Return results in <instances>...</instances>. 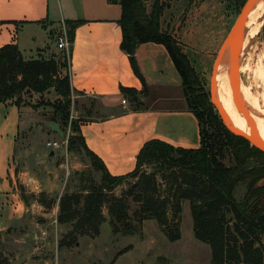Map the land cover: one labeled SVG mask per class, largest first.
Listing matches in <instances>:
<instances>
[{
  "label": "trees",
  "instance_id": "16d2710c",
  "mask_svg": "<svg viewBox=\"0 0 264 264\" xmlns=\"http://www.w3.org/2000/svg\"><path fill=\"white\" fill-rule=\"evenodd\" d=\"M109 1L121 6L120 48L127 54L134 74L142 83L139 91L124 87L121 91L130 94L134 101L137 94L147 91L135 58L136 48L145 42L163 44L182 79L188 108L198 119L200 146L175 147L152 139L139 150L131 172L111 175L100 158L87 148L80 122L69 120L72 105L69 54L67 57L65 50H60L58 57L24 59L16 44L0 46V103L11 101L19 105L25 95L43 94L53 89L57 95L55 102L50 104L53 112L63 126L70 124L67 150L82 153L89 160V177L79 180L80 186L75 190H71L73 180H68L59 198L57 222L72 227L67 239L63 238L60 244L71 243L75 232L99 233L104 221V205L108 207L115 232L130 233L140 228L138 223L143 220L154 219L170 240H176L180 236L182 205L186 201L195 237L210 247L211 264H264V243L261 241L264 184H258L264 178V152L225 128L178 41L161 29L160 16L167 0H150L149 5V0ZM230 1L238 13L246 0ZM79 22H65L70 44ZM142 167L150 170H141ZM130 177H137L131 188L119 197L113 195V189ZM128 196L137 204L132 216L128 213ZM36 201L47 207L55 202L42 192ZM0 264H8L1 250Z\"/></svg>",
  "mask_w": 264,
  "mask_h": 264
},
{
  "label": "crops",
  "instance_id": "0c3cea01",
  "mask_svg": "<svg viewBox=\"0 0 264 264\" xmlns=\"http://www.w3.org/2000/svg\"><path fill=\"white\" fill-rule=\"evenodd\" d=\"M229 4V0H171L162 10L161 29L176 38L198 75L212 68L236 18ZM120 15V4L109 0H0V46L16 44L24 59L56 55L61 49L54 38L61 25L80 21L68 57L70 88L77 96L98 100V106L80 104L87 117L80 131L87 148L114 176L135 168L137 154L149 140L183 148L200 146L198 119L188 108L182 79L163 44L145 42L136 48L147 91L137 94L136 101L121 91V87L139 91L142 83L120 48ZM29 106L25 100L19 105L0 103V238L19 228L29 211L18 186L32 179L14 167L20 126L25 124L22 113ZM30 207L40 206L33 202Z\"/></svg>",
  "mask_w": 264,
  "mask_h": 264
},
{
  "label": "rangeland",
  "instance_id": "374dc122",
  "mask_svg": "<svg viewBox=\"0 0 264 264\" xmlns=\"http://www.w3.org/2000/svg\"><path fill=\"white\" fill-rule=\"evenodd\" d=\"M169 1L171 0L166 1V6H169ZM229 2V10L233 17H236L237 13L230 0ZM149 3L150 0L147 5ZM261 20L262 24L256 31L255 37L248 39L247 45L239 55V65L247 64L249 68L248 71L239 73L240 81L245 85H252L251 92L255 95L256 91H260V87L254 83L255 72L260 63L264 67V15ZM64 28L66 30L68 28L65 23ZM55 39L56 36L54 42ZM59 53L54 56L58 57ZM211 70L209 66L205 72L199 73L208 93ZM25 96L24 100L30 106L22 113L25 124L20 126L14 167L17 171H24L26 177L32 179L26 180L27 185L24 187L21 184L18 186L21 190V198L27 204L29 211L25 212L19 228L9 231L7 235L4 233V237L0 238V250L8 259V264H211L210 247L195 237L192 217L186 201L182 205L180 236L176 240H170L154 219L138 223L140 228L136 231L115 232L108 207L104 205L102 207L104 221L100 225L99 233L82 235L75 232L71 243L60 244L63 238L67 239L72 227L57 222L59 198L65 191L68 180H73L71 190H75L80 186L79 180L89 177L88 175L91 174L88 167L89 160L82 153L77 154L67 150L66 142L71 133L70 124L68 122L63 126L53 112L50 104L57 98L55 92L50 89L41 95L31 93ZM70 97L72 105L69 120L82 123L87 119L83 115L84 111L80 109V104L99 105L97 99L77 96L72 91ZM214 110L217 113L216 109ZM262 122L264 123V118L258 121V125H262ZM48 142H57L59 146L53 148ZM141 170L149 171L150 168L142 167ZM134 180H137V177H130L118 184L112 194L118 197L123 195L131 188ZM28 187L33 188V192H30ZM41 192L47 199L55 202L49 207L45 203L37 202L36 198ZM126 199L129 204L128 213L132 216L137 204L130 196ZM33 202H37L40 207L32 209L30 205ZM131 219L135 223L134 217ZM36 232H39L37 236ZM261 241L264 243V235Z\"/></svg>",
  "mask_w": 264,
  "mask_h": 264
},
{
  "label": "bare ground",
  "instance_id": "6f19581e",
  "mask_svg": "<svg viewBox=\"0 0 264 264\" xmlns=\"http://www.w3.org/2000/svg\"><path fill=\"white\" fill-rule=\"evenodd\" d=\"M263 15L264 0H257L250 12L248 13L247 21L245 24V35L243 37L242 47L240 49L241 52L243 51V48L247 45L246 43L248 39L255 37L256 31L262 24L261 19ZM247 69H249L247 64L239 65L238 62L236 68V72L238 75L239 73ZM255 79L256 80L254 83H257L256 86L260 87V91H256L255 95L251 92V88L253 87L252 85H245L240 81V94L245 104L250 107V114L252 116V119L250 120L252 121L253 127H255L256 129L257 135L262 139V141H264V123L262 122V125H258V121L264 118V67L262 63H260L256 69ZM216 95L218 101L225 110L230 122L235 127L244 131L246 134H250L252 129L250 123L247 120V117L238 109L237 104L235 102L234 93L232 91L228 77L227 61H222L218 66L216 75Z\"/></svg>",
  "mask_w": 264,
  "mask_h": 264
},
{
  "label": "water",
  "instance_id": "95a60500",
  "mask_svg": "<svg viewBox=\"0 0 264 264\" xmlns=\"http://www.w3.org/2000/svg\"><path fill=\"white\" fill-rule=\"evenodd\" d=\"M257 0H246L240 8L237 16L222 41L215 60L212 65L209 87V100L215 107L217 114L219 115L225 128L232 134L245 138L252 146L264 152V141L257 135L255 127L252 125V116L250 114V107H248L243 101L240 94V78L236 72V68L239 62V55L241 53L242 40L245 35V24L247 21L248 13L254 6ZM222 61L228 63V77L232 91L234 93L235 102L238 109L247 117V120L251 126L250 134H246L241 129L235 127L229 120L225 110L217 99L216 95V75L218 66ZM258 184H264V178H262Z\"/></svg>",
  "mask_w": 264,
  "mask_h": 264
},
{
  "label": "built area",
  "instance_id": "2783aa9c",
  "mask_svg": "<svg viewBox=\"0 0 264 264\" xmlns=\"http://www.w3.org/2000/svg\"><path fill=\"white\" fill-rule=\"evenodd\" d=\"M55 41H56L57 48L61 50H65L66 54L68 55L69 49H70V42L67 38V33H66V29L64 28V23L61 25V29L56 34ZM121 103H125V99H122ZM48 145L53 148H56L59 146L57 142H48ZM42 233L44 234L45 232L43 231Z\"/></svg>",
  "mask_w": 264,
  "mask_h": 264
}]
</instances>
